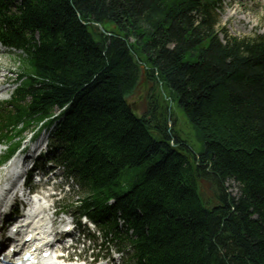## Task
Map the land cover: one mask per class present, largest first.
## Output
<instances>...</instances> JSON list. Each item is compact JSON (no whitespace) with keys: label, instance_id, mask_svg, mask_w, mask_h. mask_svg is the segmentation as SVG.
<instances>
[{"label":"trees","instance_id":"1","mask_svg":"<svg viewBox=\"0 0 264 264\" xmlns=\"http://www.w3.org/2000/svg\"><path fill=\"white\" fill-rule=\"evenodd\" d=\"M221 3L0 0L21 52L0 141L49 119L82 209L132 229L131 264H264V33L228 36Z\"/></svg>","mask_w":264,"mask_h":264},{"label":"rangeland","instance_id":"2","mask_svg":"<svg viewBox=\"0 0 264 264\" xmlns=\"http://www.w3.org/2000/svg\"><path fill=\"white\" fill-rule=\"evenodd\" d=\"M220 26L224 27L228 36L234 37H251L254 34H261L264 32V0H226L219 15ZM0 65L3 68L0 72V78L3 79V75L9 78V81L3 79L1 88H4L3 92H0V99H6L9 97L11 90L13 89V83L16 78L19 64L15 55L9 51L4 50L0 46ZM176 112V128L182 135L189 141V143L196 149H201V141L198 140L195 130L192 129L185 121L183 116L175 109ZM35 131L29 129L24 133V139L22 146L26 144V141L33 135ZM40 139H44L41 143H34L38 146L42 145L48 138V133L42 131L39 134ZM3 146H0V150ZM44 148V147H43ZM122 191H126L127 187H121ZM74 192L65 195L69 201L79 199L80 192L76 185L73 186ZM121 191V192H122ZM81 198V197H80ZM70 213H75L72 209ZM113 247V246H112Z\"/></svg>","mask_w":264,"mask_h":264}]
</instances>
